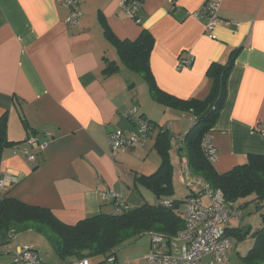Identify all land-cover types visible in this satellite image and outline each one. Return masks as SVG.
<instances>
[{"label":"crops","instance_id":"crops-1","mask_svg":"<svg viewBox=\"0 0 264 264\" xmlns=\"http://www.w3.org/2000/svg\"><path fill=\"white\" fill-rule=\"evenodd\" d=\"M206 1L146 0L138 23L126 16L120 0H83V15L73 26L66 21L69 9L59 0H0V117L8 115L7 137L17 143L3 151L0 165L2 174L17 181L0 195L49 208L68 224L98 213L113 214L112 200L103 196L109 192L121 193L130 207L156 203L137 177L159 167L155 144L163 129L172 138L173 198L183 200L204 189L205 180L190 172L186 152L178 145L194 116L152 99L147 83L119 61L105 26L121 40H135L148 29L155 39L150 66L156 82L182 99L205 98L211 88L210 64H225L232 51L240 49L227 79L226 99L210 130L217 150L214 166L224 173L252 154L264 156V0H222L219 15L232 23L212 32L206 30V20L192 15ZM180 55L193 58V65L180 68ZM107 60L119 61V70L104 74ZM135 106L153 128L143 143L114 152L108 143L111 132L139 134L135 121L126 116ZM35 136L46 142L43 149L28 143ZM25 150L35 155L34 162ZM36 233L28 230L1 245L0 263L11 264L21 242L38 249ZM146 237L145 242L122 246L119 250L126 251L118 250L114 263L104 255L91 262L146 264L151 251ZM237 245L221 264H245L243 254H235ZM48 249H38L40 264L77 261L61 259L51 245Z\"/></svg>","mask_w":264,"mask_h":264},{"label":"trees","instance_id":"trees-1","mask_svg":"<svg viewBox=\"0 0 264 264\" xmlns=\"http://www.w3.org/2000/svg\"><path fill=\"white\" fill-rule=\"evenodd\" d=\"M101 20L104 22L103 17ZM204 20L206 24L207 18L202 19ZM104 33L116 47L119 61L147 83L148 92L155 102L194 116L192 127L184 138L178 141L180 150H185L192 174L202 177L212 189L221 190L226 202L242 210L241 218L223 224L222 231L228 237L234 235L238 239L244 238L251 232V227H242L245 203L249 202V197L258 204L264 202V156L252 154L246 163L220 173L202 147L203 137L211 134L210 130L216 123L226 99L227 79L240 49L232 51L227 63L210 64L207 76L211 79V88L205 98L182 99L163 91L156 82L150 66L155 39L148 29H143L135 40L119 39L108 26L104 27ZM181 57L184 56L180 55ZM119 61L107 60L104 74L117 72ZM7 125L8 115L5 113L0 117V165L3 151L17 144L8 139ZM163 131L155 144L161 156L159 167L148 176L137 177V181L156 196V203H144L139 207H130L113 214L98 213L74 224H68L49 208L0 195V246L10 244L22 232L34 230L47 239L58 257L64 260L74 258L78 261L83 258L91 260V256L116 255L120 247L142 236H148L150 232L174 239L178 231L184 228L182 212L184 202L191 193L183 200L173 198V165L170 157L172 138L165 129ZM164 197L171 200L170 205L160 203ZM253 237L255 243L241 259L245 264H264V214L263 224L256 228ZM24 243L31 244L21 242L17 246ZM235 247L233 242L230 253ZM35 249L38 251L36 247Z\"/></svg>","mask_w":264,"mask_h":264},{"label":"built area","instance_id":"built-area-1","mask_svg":"<svg viewBox=\"0 0 264 264\" xmlns=\"http://www.w3.org/2000/svg\"><path fill=\"white\" fill-rule=\"evenodd\" d=\"M83 0H59V2L69 9L67 23L76 26L83 15L81 3ZM146 0H120L126 16L140 22L138 13L142 9ZM222 0H207L201 10L192 15L198 20L207 18L205 28L207 31H213L216 27L232 22L222 18L219 15ZM233 24H235L233 22ZM193 65V58L181 57L179 61L180 68H190ZM126 116L135 121L138 126L139 134L134 132L126 134L119 131H113L108 135V143L111 149L126 150L133 148L144 142L145 136L153 128L151 122L139 112V107L135 106L128 110ZM260 132L264 135V127ZM45 136L52 138V132H47ZM32 146L43 149L46 142L39 137L28 139ZM202 147L211 161L217 159V150L213 144L211 134H206L202 140ZM31 162L36 160L34 154L25 150ZM17 178L10 174L0 172V190L8 188L15 183ZM104 198L112 200L115 212H122L130 208L124 197L119 192H109L103 195ZM160 203L170 205L171 200L163 198ZM242 210L225 201L221 190L212 189L205 184L204 190L192 192L185 200L183 207L184 228L178 231L174 239H168L162 234L150 232L151 251L145 257L146 264H213L224 263L228 260L229 253L233 247V242L224 234L219 226L227 224L229 220L240 219ZM13 235V234H12ZM11 235V237H12ZM14 237V236H13ZM212 257L213 261L207 260ZM115 255L108 257L109 262H115ZM41 258L39 252L31 244H21L17 246L11 264H40ZM74 264H92L89 258H83Z\"/></svg>","mask_w":264,"mask_h":264},{"label":"rangeland","instance_id":"rangeland-1","mask_svg":"<svg viewBox=\"0 0 264 264\" xmlns=\"http://www.w3.org/2000/svg\"><path fill=\"white\" fill-rule=\"evenodd\" d=\"M179 199H182V198H179ZM248 201L249 202L245 203L244 210H243L244 211V219H243L242 227H245V228L251 227V232L249 234H247L242 239H238L234 235H229L230 239L234 242V244L235 245L238 244L237 249L235 251L237 258H240L239 254L245 255L247 253V251L250 249V247L253 246V244L255 243V239L253 237V232L256 230V228L258 226L263 224L264 202L258 204L255 200H251L250 197H249ZM233 226H234V224H233ZM223 227L224 226H219V229L223 230ZM26 232L27 231L22 232L21 234L25 235ZM33 235L39 241L38 249L40 251H43V252L49 251L48 248H50V245H49V242H47V239H44L43 235H41L39 233H36V235L35 234H33ZM42 239H44L45 244L43 243ZM138 240H132V242H130L131 244L127 243L125 245L132 246L133 243H135L136 241L145 242V241H147V237L145 235V236H142L141 238H139ZM125 251H126L125 248L123 250H119L118 254L124 253ZM91 257L94 258L95 256H91ZM0 259H1V253H0ZM96 259H98V258H96ZM1 261H2V259H1ZM0 264H2V263H0Z\"/></svg>","mask_w":264,"mask_h":264}]
</instances>
